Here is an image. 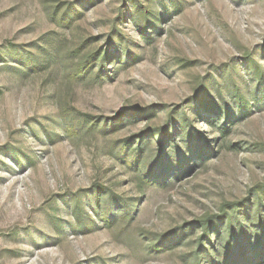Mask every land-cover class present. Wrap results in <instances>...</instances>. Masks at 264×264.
Wrapping results in <instances>:
<instances>
[{
	"label": "rangeland",
	"instance_id": "1",
	"mask_svg": "<svg viewBox=\"0 0 264 264\" xmlns=\"http://www.w3.org/2000/svg\"><path fill=\"white\" fill-rule=\"evenodd\" d=\"M206 220L199 264L264 248V0H0V264H196Z\"/></svg>",
	"mask_w": 264,
	"mask_h": 264
},
{
	"label": "trees",
	"instance_id": "2",
	"mask_svg": "<svg viewBox=\"0 0 264 264\" xmlns=\"http://www.w3.org/2000/svg\"><path fill=\"white\" fill-rule=\"evenodd\" d=\"M100 58L101 59H99L98 56L96 55V61H99L100 63H103L104 62L103 61L104 60V57L102 56ZM100 67H101V65H100ZM83 68H82V70H83ZM100 76H101V73H100ZM127 115L129 117H132V120H135L136 118H134V117L138 116V114L137 113H134V112H131V113L127 114ZM225 126H227V124H225L224 127ZM186 133L187 132L185 131L184 132V135H183L184 138L187 137V134ZM152 135H155L157 138H160L162 136V133L161 132H153ZM166 136L167 135H165L164 137H162L163 138L162 139V143H161L162 144V147L165 146V144L163 143V141H164V138ZM174 144H176V143H174ZM142 145H140L135 150L132 149L129 152V148H128L129 143H127V145H126L127 147L123 148L122 151H121V153L123 154V157H121V161L124 162L128 167L139 165L140 164V159H141L140 158L141 157V153H143V147H141ZM172 153H173V151H172ZM129 157H131V160H128ZM154 170H155V168L153 167V168L149 169V171L146 174L140 175V181L143 182V183H147V181L149 183H154V182H157V181H161V179H160L161 174L155 172ZM141 176H143V177H141ZM145 180H147V181H145ZM260 207H261V205L258 206V210H259ZM107 210L108 209H106V211ZM106 219H109V215H108V217H106ZM232 220H234L233 219V216H230V217L228 216V222L226 223L227 224L226 225V231H230V229L233 228L232 227V224H234V223H232ZM237 224H239V220L237 221ZM201 227L203 229V239H205L206 241H208V245L210 247H212V249H213V254H211L209 250H206L204 248V252L202 254V255H204V258L201 257V254L200 253L196 254V264H199L201 262V259H205V256H206V259L215 260V257L219 258L220 255H221V253L219 252V250L216 249L217 248V244H215V242H211L212 235L214 234V235H216L217 242L219 243V240L221 238V230L223 229V227L220 224V221L218 222V224H214V222H211V221L206 220V221L201 222ZM241 227H242V230H244L246 228V227H243V226H241ZM260 230H261V227L259 226L258 229L255 231V233H256L257 236L261 233ZM246 236H251V234H247ZM244 238L247 239V237H244ZM247 242H248V244L250 246L253 243L249 239H248ZM229 244H231V243L230 242L228 243V248H227L228 251H229V248L232 247V245L229 246ZM158 247L159 246H155V249H157ZM258 250H260V252L258 253V256L253 260L254 262L249 261L247 259H243V261H242L241 264H254L255 262L260 261L258 259V257L261 258L262 256H264V252H263L264 251V248H259ZM156 251H159V250H156ZM231 252H232V250H230V258L227 259V262L229 264H232V262L237 261L241 257H244L245 258V255H246V252L244 250H241L240 252L237 251V254H234V253H231Z\"/></svg>",
	"mask_w": 264,
	"mask_h": 264
}]
</instances>
